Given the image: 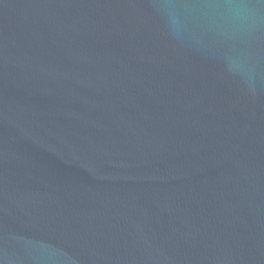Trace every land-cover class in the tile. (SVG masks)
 I'll return each instance as SVG.
<instances>
[{
	"label": "water",
	"instance_id": "water-1",
	"mask_svg": "<svg viewBox=\"0 0 264 264\" xmlns=\"http://www.w3.org/2000/svg\"><path fill=\"white\" fill-rule=\"evenodd\" d=\"M0 0V264H264V5Z\"/></svg>",
	"mask_w": 264,
	"mask_h": 264
},
{
	"label": "clouds",
	"instance_id": "clouds-1",
	"mask_svg": "<svg viewBox=\"0 0 264 264\" xmlns=\"http://www.w3.org/2000/svg\"><path fill=\"white\" fill-rule=\"evenodd\" d=\"M260 4L264 5V0ZM178 7H200L220 10V19H213L206 26V30L211 34L222 33L225 25H230L234 33L243 39L250 40L262 23L261 12L257 10L256 6L247 2V0H224L223 3L217 4L185 6L169 4L168 17L170 20V32L176 38H179L181 35V24L175 11Z\"/></svg>",
	"mask_w": 264,
	"mask_h": 264
}]
</instances>
